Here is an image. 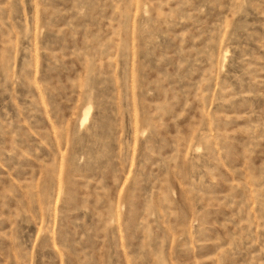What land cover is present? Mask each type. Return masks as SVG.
<instances>
[{"label": "rangeland", "instance_id": "rangeland-1", "mask_svg": "<svg viewBox=\"0 0 264 264\" xmlns=\"http://www.w3.org/2000/svg\"><path fill=\"white\" fill-rule=\"evenodd\" d=\"M0 264H264V0H0Z\"/></svg>", "mask_w": 264, "mask_h": 264}]
</instances>
